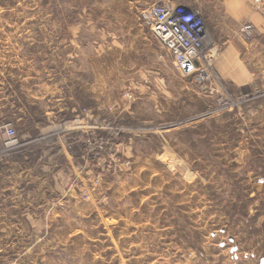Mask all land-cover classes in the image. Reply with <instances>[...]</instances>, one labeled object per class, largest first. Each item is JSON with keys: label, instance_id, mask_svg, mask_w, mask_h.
<instances>
[{"label": "rangeland", "instance_id": "rangeland-1", "mask_svg": "<svg viewBox=\"0 0 264 264\" xmlns=\"http://www.w3.org/2000/svg\"><path fill=\"white\" fill-rule=\"evenodd\" d=\"M161 1L200 12L209 79L175 63L141 22ZM261 259V10L0 0V264Z\"/></svg>", "mask_w": 264, "mask_h": 264}, {"label": "built area", "instance_id": "built-area-1", "mask_svg": "<svg viewBox=\"0 0 264 264\" xmlns=\"http://www.w3.org/2000/svg\"><path fill=\"white\" fill-rule=\"evenodd\" d=\"M249 1L261 10L264 19V0ZM139 17L153 38L171 54L175 63L182 68L188 63V72L198 73L201 81L209 79L203 62L205 45L209 38L208 30L198 10L161 1L145 7ZM4 131L8 137L6 143L15 144L14 128L6 124Z\"/></svg>", "mask_w": 264, "mask_h": 264}, {"label": "water", "instance_id": "water-1", "mask_svg": "<svg viewBox=\"0 0 264 264\" xmlns=\"http://www.w3.org/2000/svg\"><path fill=\"white\" fill-rule=\"evenodd\" d=\"M183 68H184V70L188 71V70L190 69V65H189L188 63H185V64L183 65ZM263 263H264V260L261 259V260H260V264H263Z\"/></svg>", "mask_w": 264, "mask_h": 264}, {"label": "bare ground", "instance_id": "bare-ground-1", "mask_svg": "<svg viewBox=\"0 0 264 264\" xmlns=\"http://www.w3.org/2000/svg\"><path fill=\"white\" fill-rule=\"evenodd\" d=\"M207 30H208V29H207ZM238 31H239V30H238ZM210 37H211V36H210ZM205 53H206V52H205ZM205 55H206V54H205ZM205 57H206V56H205ZM207 60H208V59H207ZM207 60H206V61H207ZM203 61H204V60H203ZM209 66H210V65H209ZM210 71H211V70H210ZM216 80H217V79H216ZM12 144H13V143H8V145H12ZM13 145H14V144H13ZM13 145H12V146H13Z\"/></svg>", "mask_w": 264, "mask_h": 264}, {"label": "crops", "instance_id": "crops-1", "mask_svg": "<svg viewBox=\"0 0 264 264\" xmlns=\"http://www.w3.org/2000/svg\"><path fill=\"white\" fill-rule=\"evenodd\" d=\"M255 19V18H254ZM256 20V19H255Z\"/></svg>", "mask_w": 264, "mask_h": 264}]
</instances>
